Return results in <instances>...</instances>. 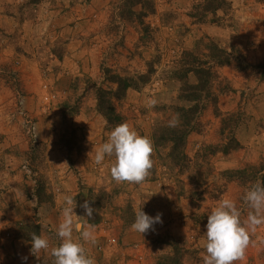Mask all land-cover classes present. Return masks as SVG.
<instances>
[{"label": "rangeland", "instance_id": "374dc122", "mask_svg": "<svg viewBox=\"0 0 264 264\" xmlns=\"http://www.w3.org/2000/svg\"><path fill=\"white\" fill-rule=\"evenodd\" d=\"M152 1L155 14L144 18L149 29L142 33L137 23L112 16L120 0H0V264H51L50 250L31 254L29 233L58 244L64 195L75 196L77 216L85 215V200L96 209L89 222L97 243L85 244L96 264H157L172 254L171 240L185 250L182 264H203L207 215L216 203L231 198L246 218L241 196L256 177L242 182L223 173L264 158L261 69L241 72L234 61L212 68L217 102L206 104L200 129L187 137L185 165H176L170 146H153L152 174L135 185L111 178V158L94 163L111 130L96 110L97 90L117 87L105 71L136 81L112 106L152 140L154 128L168 125L173 109L183 106L176 72L183 52L204 53L198 40L228 52L234 47L235 60L264 62V0H225L229 9L202 23L188 14L203 0ZM151 99L155 107H148ZM215 107L237 116L240 147L227 155L207 151L227 136L220 135ZM137 207L149 216L161 213L163 223L146 234L131 230ZM234 264H264V225L250 232L245 259Z\"/></svg>", "mask_w": 264, "mask_h": 264}, {"label": "clouds", "instance_id": "9594fccd", "mask_svg": "<svg viewBox=\"0 0 264 264\" xmlns=\"http://www.w3.org/2000/svg\"><path fill=\"white\" fill-rule=\"evenodd\" d=\"M156 105L157 100L148 101V107ZM179 123V114H176L168 126L177 127ZM153 151V142L149 137L142 136L127 122H122L111 128L107 139L95 149L94 163L102 165L106 157L111 158L108 170L115 182L140 185L152 174ZM241 199L248 209L243 220L241 210L231 198H221L207 215L203 264H234L245 259L250 232L264 225V181L251 183L244 189ZM63 202L61 219L55 226L58 244L50 246L46 236L30 232L31 254L36 256L42 250H50L51 264H96L85 249V244L97 243L95 225L89 222L96 209L91 207L89 200H85L80 205L85 215L77 216L74 213L77 207L75 196L64 195ZM161 217V213L153 217L137 207L131 230L140 235L154 231L153 225L163 223ZM74 232L78 234L75 238Z\"/></svg>", "mask_w": 264, "mask_h": 264}, {"label": "trees", "instance_id": "16d2710c", "mask_svg": "<svg viewBox=\"0 0 264 264\" xmlns=\"http://www.w3.org/2000/svg\"><path fill=\"white\" fill-rule=\"evenodd\" d=\"M39 0H29L30 4H37ZM229 9V5L225 0H203L202 3L192 6L188 14V18L198 23L204 22L209 16L216 17L218 11L223 8ZM112 16L122 20H128L137 23L142 33H147L149 27L144 25V18L155 14V7L152 0H120L118 6L113 10ZM145 35V34H144ZM208 38V37H206ZM198 45H202L204 53L197 54L195 51L183 52L179 68L176 72V78L180 83L177 100L183 103V106H176L174 114H179L180 123L177 127H169L168 125H158L152 133L153 146L168 145L170 146V157L176 160V165H185L188 158L185 155V145L187 137L201 127L199 117L206 107L207 103L216 104L217 97L212 91V81L215 78L213 67L228 66L234 61L236 69L244 72L251 68L261 69L262 80H264V62L259 65H252L247 62L242 55L239 60H235L233 55L239 54L232 47L231 52L220 48L213 40H198ZM197 46V45H196ZM233 54V52H235ZM243 60V62H242ZM242 62V63H241ZM106 81L116 84V89L110 90L98 89L96 95V110L104 119L108 127L113 128L115 125L122 123L121 117L115 112L112 106V98L120 99L124 96L125 91L136 86V81L126 80L119 76H107ZM139 81L145 83V79L139 78ZM215 115L221 117L220 135L227 134L225 142L219 146L208 147L210 154L222 153L227 155L232 151L239 149L240 145L234 136L236 128V114L223 115L218 109L214 108ZM228 179H236L238 181H247L248 178L256 177L257 180L264 181V158L256 166H248L242 170H231L223 173ZM43 190L40 189L37 195H42ZM38 231V228H37ZM38 235V233H36ZM30 241V240H28ZM167 245L172 249V254L161 258V262L157 264H182L185 250L176 240H171Z\"/></svg>", "mask_w": 264, "mask_h": 264}]
</instances>
